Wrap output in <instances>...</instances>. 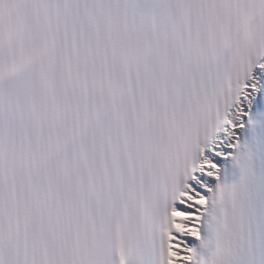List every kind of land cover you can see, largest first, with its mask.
Here are the masks:
<instances>
[{"label":"snow or ice","instance_id":"obj_1","mask_svg":"<svg viewBox=\"0 0 264 264\" xmlns=\"http://www.w3.org/2000/svg\"><path fill=\"white\" fill-rule=\"evenodd\" d=\"M0 264H264V0H0Z\"/></svg>","mask_w":264,"mask_h":264}]
</instances>
